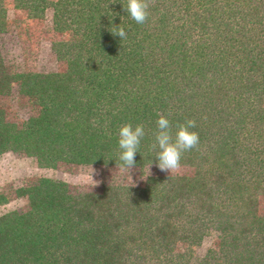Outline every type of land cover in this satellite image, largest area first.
Listing matches in <instances>:
<instances>
[{
    "label": "trees",
    "instance_id": "trees-1",
    "mask_svg": "<svg viewBox=\"0 0 264 264\" xmlns=\"http://www.w3.org/2000/svg\"><path fill=\"white\" fill-rule=\"evenodd\" d=\"M9 5L25 25L45 23L56 71L6 62ZM123 5L0 0V155L105 171L94 190L51 177L0 190V206L27 201L0 214V264H264V0H152L144 25ZM15 86L29 113L11 120ZM159 115L173 136L196 120L200 144L182 171L149 175ZM128 123L146 132L135 186L116 165Z\"/></svg>",
    "mask_w": 264,
    "mask_h": 264
},
{
    "label": "rangeland",
    "instance_id": "rangeland-1",
    "mask_svg": "<svg viewBox=\"0 0 264 264\" xmlns=\"http://www.w3.org/2000/svg\"><path fill=\"white\" fill-rule=\"evenodd\" d=\"M9 27L1 36V49L6 62L17 71L32 70L42 73L54 72L59 64L51 51V40L54 37L45 30L44 22L25 25L20 15L11 6H8ZM50 14H47V21ZM8 118L18 120L29 113V107L18 98V88L12 89L11 97L6 101ZM181 168L179 171H182ZM178 171V172H179ZM102 169L80 170L75 167H60L57 169L39 168L35 159L11 152L0 155V190L11 192L17 187L28 184L38 177H51L67 182L73 190L97 189L104 177ZM116 173V172H113ZM146 173H148V168ZM168 173L161 171L157 166L150 167V174ZM176 173V172H174ZM149 174V173H148ZM125 177L126 181L139 182L142 178L135 171L130 170L118 173ZM131 176V179H130ZM98 182L95 187L94 181ZM131 181V182H132ZM27 205L25 198L11 197L10 201L0 206V214L13 209H23ZM264 213V200L261 203ZM213 245L211 239H207L198 253Z\"/></svg>",
    "mask_w": 264,
    "mask_h": 264
},
{
    "label": "clouds",
    "instance_id": "clouds-1",
    "mask_svg": "<svg viewBox=\"0 0 264 264\" xmlns=\"http://www.w3.org/2000/svg\"><path fill=\"white\" fill-rule=\"evenodd\" d=\"M151 2L152 0H127L126 7L123 5L124 11L138 25H144L150 16ZM110 31L114 36H118L121 41L127 39V32L120 25L114 26ZM156 126L157 130L153 134L154 143L150 145L151 150L155 151L156 166L161 171L170 174L178 172L182 166L181 159L183 154L198 148L200 144L198 132L192 130L197 127L196 120L188 119L184 123L178 124L175 136H173L172 124L166 116L159 115ZM145 135V126L143 124H137L133 127L131 123H128L120 127L118 132L120 149L118 160L120 163L117 164L116 162L117 168L126 169L129 173L135 167V156L139 152L141 141ZM151 164L152 162L148 166L149 175ZM94 182L93 187L98 183ZM131 186H135L133 181Z\"/></svg>",
    "mask_w": 264,
    "mask_h": 264
}]
</instances>
